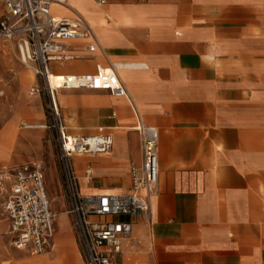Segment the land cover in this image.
Wrapping results in <instances>:
<instances>
[{
	"label": "crops",
	"instance_id": "obj_1",
	"mask_svg": "<svg viewBox=\"0 0 264 264\" xmlns=\"http://www.w3.org/2000/svg\"><path fill=\"white\" fill-rule=\"evenodd\" d=\"M51 15L82 16L98 42L93 53L85 41L67 43L76 59L52 63V75L115 65L127 94L58 92L68 134L112 139L107 153L73 158L81 193L129 194V169L142 162L136 127L158 132L149 212L133 219L113 264H264V0H71L69 8L53 5ZM34 87L30 95L39 93ZM23 165L43 174L56 215L53 245L39 255L13 247L2 211L8 177L0 188V264H84L70 215L55 224L49 196L58 175L45 176L35 161L0 172Z\"/></svg>",
	"mask_w": 264,
	"mask_h": 264
},
{
	"label": "built area",
	"instance_id": "obj_2",
	"mask_svg": "<svg viewBox=\"0 0 264 264\" xmlns=\"http://www.w3.org/2000/svg\"><path fill=\"white\" fill-rule=\"evenodd\" d=\"M0 14V42L14 46L19 61L32 68L42 79L58 134L64 193L68 201L66 214L81 250L84 264H113L131 236L133 219L149 212V197L158 180V132L153 126L139 123L142 162L131 166V192L127 195H87L81 193L73 158L107 153L112 139L107 134L70 135L63 124L57 93L61 89L82 88L107 91L113 96L126 97V89L119 81L114 65L110 72L96 65L93 73L57 75L51 84V64L76 59L67 52V43L85 41L86 50L93 53L98 42L91 24L82 16L76 20H56L51 15L53 5L66 0H2ZM103 4L104 0H95ZM32 92H39L37 87ZM30 127V125H22ZM89 181L91 171L84 169ZM10 178V191L2 203V211L10 225L12 245L28 249L33 255L48 253L52 248L55 213L50 208L39 167L23 165L7 173L0 172L1 181Z\"/></svg>",
	"mask_w": 264,
	"mask_h": 264
},
{
	"label": "rangeland",
	"instance_id": "obj_3",
	"mask_svg": "<svg viewBox=\"0 0 264 264\" xmlns=\"http://www.w3.org/2000/svg\"><path fill=\"white\" fill-rule=\"evenodd\" d=\"M70 1L66 0L63 5L69 8ZM35 83L39 93L30 95V88ZM0 91V130L4 129L0 134V168L35 161L42 166L45 176L49 170L54 171L59 180L54 183L53 195L49 198L53 209L58 213L56 224L58 219L68 217L65 212L68 201L59 161L58 134L45 85L42 79L34 76L31 67L19 61L14 46L2 42ZM24 124L38 127L21 129Z\"/></svg>",
	"mask_w": 264,
	"mask_h": 264
},
{
	"label": "bare ground",
	"instance_id": "obj_4",
	"mask_svg": "<svg viewBox=\"0 0 264 264\" xmlns=\"http://www.w3.org/2000/svg\"><path fill=\"white\" fill-rule=\"evenodd\" d=\"M63 4V3H62ZM59 5V4H58ZM114 68H115V70L117 69V67L114 65ZM110 72V71H109ZM54 77H55V75H51V79H52V81H51V84H52V86H54L55 85V80H54Z\"/></svg>",
	"mask_w": 264,
	"mask_h": 264
}]
</instances>
